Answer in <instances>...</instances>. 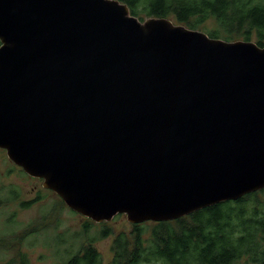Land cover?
<instances>
[{"label": "water", "instance_id": "95a60500", "mask_svg": "<svg viewBox=\"0 0 264 264\" xmlns=\"http://www.w3.org/2000/svg\"><path fill=\"white\" fill-rule=\"evenodd\" d=\"M0 148L95 222L236 200L264 188V46L119 0H0Z\"/></svg>", "mask_w": 264, "mask_h": 264}, {"label": "trees", "instance_id": "16d2710c", "mask_svg": "<svg viewBox=\"0 0 264 264\" xmlns=\"http://www.w3.org/2000/svg\"><path fill=\"white\" fill-rule=\"evenodd\" d=\"M130 14L174 18L196 29L213 18L217 29L203 31L225 41L251 40L264 46V0H119ZM17 193H15V197ZM118 215V214H117ZM132 224L118 232L110 264H264V188L236 200L223 201L170 221ZM101 236L112 234L104 227ZM0 240V245H6ZM92 240L64 264H102ZM16 251L5 264H27Z\"/></svg>", "mask_w": 264, "mask_h": 264}, {"label": "rangeland", "instance_id": "374dc122", "mask_svg": "<svg viewBox=\"0 0 264 264\" xmlns=\"http://www.w3.org/2000/svg\"><path fill=\"white\" fill-rule=\"evenodd\" d=\"M196 29L212 31L217 26L213 18H207ZM9 162L0 149V240L7 242L0 245V264L18 250L27 256V264H64L91 240L102 264H110L115 235L132 229L126 215L118 213L108 221L95 222L67 207L56 193L42 186V179L29 178ZM10 191L17 196L12 197ZM30 198V204L21 205ZM104 227L112 229V234L102 237ZM234 264L250 263L241 260Z\"/></svg>", "mask_w": 264, "mask_h": 264}, {"label": "flooded vegetation", "instance_id": "af4514ba", "mask_svg": "<svg viewBox=\"0 0 264 264\" xmlns=\"http://www.w3.org/2000/svg\"><path fill=\"white\" fill-rule=\"evenodd\" d=\"M0 149H2V148H0ZM2 150H4V149H2ZM5 151V150H4ZM8 158V157H7ZM9 159V158H8ZM10 160V159H9ZM13 167H17V168H19V170L22 172V173H24V175H26V176H28L29 178H31V179H34L35 177H32V176H30V175H28V174H26L23 170H22V168L20 167V166H18V165H16V164H14L11 160H10V162H9ZM36 179H38V178H36ZM40 179V178H39ZM10 194H11V196L12 197H15V193L13 192V191H10ZM8 199V198H7ZM32 198H30V199H28V200H25V201H22L21 202V205H23V206H25V205H27V204H30V200H31ZM0 202H3V199H1L0 198ZM8 202H9V200H8ZM8 204V203H7Z\"/></svg>", "mask_w": 264, "mask_h": 264}, {"label": "bare ground", "instance_id": "6f19581e", "mask_svg": "<svg viewBox=\"0 0 264 264\" xmlns=\"http://www.w3.org/2000/svg\"><path fill=\"white\" fill-rule=\"evenodd\" d=\"M7 116H9V120L12 121L14 124H18V123H22V120L19 118H15L16 115H12V114H6ZM12 115V116H11ZM15 118V119H14ZM134 188V187H133Z\"/></svg>", "mask_w": 264, "mask_h": 264}]
</instances>
